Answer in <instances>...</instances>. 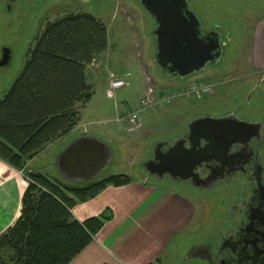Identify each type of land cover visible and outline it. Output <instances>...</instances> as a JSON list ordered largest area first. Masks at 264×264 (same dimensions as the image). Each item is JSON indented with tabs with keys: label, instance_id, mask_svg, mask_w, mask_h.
<instances>
[{
	"label": "rangeland",
	"instance_id": "1",
	"mask_svg": "<svg viewBox=\"0 0 264 264\" xmlns=\"http://www.w3.org/2000/svg\"><path fill=\"white\" fill-rule=\"evenodd\" d=\"M188 2L190 8L202 21V30L219 27L226 41L221 60L210 64L200 72L204 75L222 73L219 78H215V81L224 87L201 105L196 103L191 109L190 101L183 98L169 104L163 102V97H172L176 91H179L165 90L166 86L177 84L174 81L177 78L165 72L155 60L158 42L154 29L157 27V21L141 4V0H16V2L0 0V59L3 48L8 47L11 51L10 62L6 66H0V91L9 80L14 82L17 78L28 60V50L34 45L37 36L48 22L67 13L90 12L101 17L109 28V41L105 52L110 49L111 44L112 47L114 45V50L111 47L110 52L113 50L112 54L116 52L114 56L119 55L115 69L124 71L123 74L127 71L132 74L130 85L117 91V100H104L102 94L98 92L100 87L95 84L93 86L95 96L88 105L87 114L84 113L88 120L84 119L82 125L80 123L81 128L73 130L72 133L77 135L83 129H88L93 133L92 135L96 134L100 139L111 143L116 156L113 167L103 177L120 171L133 178L139 177L142 164L151 157L150 150L161 141H169L174 136H179V133L188 127L189 114L185 115V113L190 109V113L197 115L195 118L204 116L219 118L236 114L240 120L247 122L264 120L262 77L251 67L249 58L253 26L257 17L264 13V0H188ZM101 54L89 64L87 71L91 69L99 71ZM101 73L103 74L98 73L101 76L99 79L103 80L106 74ZM109 73L111 71H108V75ZM147 78L152 80L156 88L157 107L153 109L154 111L140 112L143 123L138 129H131L126 122H121V125H125L123 127L125 137L122 141L113 140L108 132L102 130H106L105 127L117 126L115 119L122 112L133 110L131 108L141 109L140 96L147 89ZM100 100L103 102L100 103ZM124 103H128L124 105L125 110L121 109ZM102 105L112 109L106 116L114 117V121L108 124L100 123L99 126L89 125L91 120L89 118L105 117L98 111ZM165 113L167 116H162ZM126 129H129L128 132ZM72 135L66 136L64 141L68 142ZM64 141H60L53 147L52 153L43 155L38 161L34 162L37 155L28 160L27 163L32 165L31 168L30 166L26 168L27 164L21 172L28 177L32 167L43 166L47 167L49 174L56 175L58 180L69 184L70 182L58 175L53 166L54 155L57 153L55 150L63 145ZM45 146L47 147V143ZM262 155L264 157V147ZM173 187L189 197H198L201 202L197 205V217L192 231L194 236L188 237L192 239L190 242L221 241V236L226 234L227 228L235 220L233 216L237 210L235 207L240 203L245 192L243 182H219L207 189L193 187L191 182H187L186 186ZM9 255L7 252L3 254L5 261L9 262Z\"/></svg>",
	"mask_w": 264,
	"mask_h": 264
},
{
	"label": "trees",
	"instance_id": "2",
	"mask_svg": "<svg viewBox=\"0 0 264 264\" xmlns=\"http://www.w3.org/2000/svg\"><path fill=\"white\" fill-rule=\"evenodd\" d=\"M45 26L0 99V158L21 170L46 143L77 126L79 108L93 97L87 68L108 47L109 28L93 13H67ZM28 174L18 221L0 236V264L69 263L111 216L107 211L80 222L71 209L108 185L133 180L120 173L69 185L39 171Z\"/></svg>",
	"mask_w": 264,
	"mask_h": 264
},
{
	"label": "crops",
	"instance_id": "3",
	"mask_svg": "<svg viewBox=\"0 0 264 264\" xmlns=\"http://www.w3.org/2000/svg\"><path fill=\"white\" fill-rule=\"evenodd\" d=\"M98 18L101 19L99 16ZM251 41V50L249 48L251 67L260 74L264 86V13L257 17L254 23ZM111 47L110 49H112L114 45L112 48ZM110 49L101 54L100 64L98 66L99 71L101 70V72H105L106 74L103 80L99 79L101 77L99 74L103 73L98 70L90 68L91 70L87 71L88 81L91 85L95 86V84H97L98 87H100V91L98 90V92L102 94L104 100L111 99L107 98L106 95L108 71L120 75L124 72L116 70L118 64L117 58L119 55L116 54V56H114L116 53L112 54L114 48L111 52ZM217 74L210 73L204 75L201 73L188 76L187 78L176 77L177 79H174V81H176L177 84L168 85L165 90H170V92L174 90L182 91L189 88V85L194 80L196 81L197 79L204 78L211 79V82L215 86L213 93L198 91L194 92L189 98L186 96L177 98V100L183 98L190 101L189 103L192 109V107H195L196 103L201 105L207 102L210 97L216 95V93L220 92L222 87H224H221V85L218 84L219 82L215 81V78L217 79L222 75V73ZM12 83L13 81L9 80L7 85L1 89L0 99L6 94ZM164 83L166 84V80ZM94 93L95 91L93 89V97L89 102L79 108L81 120H79V124L73 130L79 127L81 128L84 119L88 120V118L84 116V113L87 114L86 111H88V105L95 96ZM102 102L103 101L100 100V103ZM126 104L128 103H124L121 109H124V105ZM100 108L101 109L98 110L99 114L105 117L103 119L94 118L95 120L91 117L89 118L91 119L89 120V125L99 126L100 123L108 124L112 123L110 121H114V117L106 116V114L110 113L112 110L109 109V106L102 105ZM191 109L188 113H185V115L189 114V117H187L188 122L197 116L190 113ZM162 116L166 117L167 113ZM115 121L118 123H114L117 124V126L105 127L106 130L102 131L108 132V135L111 136L113 140L122 141L125 137L123 134L125 133L123 130L125 125H121L120 121L116 119ZM73 130L69 132L68 135H72L74 132ZM126 130L128 132L129 129ZM186 130L187 127L184 131L182 130L179 133V136H174V138L169 141L172 142L174 139H179ZM89 133L90 131H88V129H83L81 133L77 135L73 134L68 142L64 141L65 137L68 136L66 134L53 142L47 143V147L45 146L41 153L35 157L34 162L36 160L38 161L43 155L52 153L53 147L63 140V145L55 150L57 152L54 155L53 161V166L55 167V158L58 153L60 154V151L71 142L72 139ZM90 134L92 135L93 133ZM94 136L97 135L95 134ZM152 150L153 149L150 150L149 155L151 157L149 158H153ZM148 160L149 159L145 162ZM145 162L142 164L139 177H131L133 180L124 185H108L96 197L92 198V200L79 202L71 209V211H73V217L80 222H84L89 218L99 217L107 211L111 212V216L104 222L103 227L99 230L97 235L93 236L88 246L67 264H210L207 258L203 256H188V253L192 251V248L195 246L206 244L208 247H211L212 245L210 243H213L207 241L205 243L190 242L192 239L188 238L194 236L192 231H194L193 228L195 226L194 223L198 210L197 205L200 201L198 197H189L183 191H179L173 186H186L187 182L191 181L173 178L168 173L164 174L162 178L151 174L147 171ZM29 166L31 168L32 165L28 164L26 168ZM49 167L50 166H48V168ZM32 168V170H37L44 175L53 176L58 179L56 175L49 174L47 167H36L35 165V167ZM55 170L58 175L61 176L56 167ZM21 171V169L15 168L9 162L0 158V236L8 232V229L18 221L21 214L22 198H24L23 194L28 187L27 177ZM137 172H139V169ZM120 173H124V171L113 174ZM61 178L64 179L63 176H61ZM64 180L68 181L66 179ZM68 182H70L69 185H84L71 181Z\"/></svg>",
	"mask_w": 264,
	"mask_h": 264
},
{
	"label": "water",
	"instance_id": "4",
	"mask_svg": "<svg viewBox=\"0 0 264 264\" xmlns=\"http://www.w3.org/2000/svg\"><path fill=\"white\" fill-rule=\"evenodd\" d=\"M141 4L157 21L155 60L165 72L186 78L221 60L226 46L223 33L218 29L202 30V21L190 8L188 0H141ZM1 58L0 66L10 62L8 47L3 48ZM188 127L189 146L185 145V138L166 150L162 147L169 144L168 141L157 143L153 158L145 162L147 171L161 178L168 173L173 178L191 181L194 187L207 189L218 179L202 177L199 167L225 161L234 144L248 143L256 134L264 137L263 121L247 122L234 114L195 118ZM115 156L111 143L83 134L72 139L58 153L55 167L64 179L86 184L101 178L112 167ZM207 247L206 244L195 246L188 256H202L199 252Z\"/></svg>",
	"mask_w": 264,
	"mask_h": 264
},
{
	"label": "flooded vegetation",
	"instance_id": "5",
	"mask_svg": "<svg viewBox=\"0 0 264 264\" xmlns=\"http://www.w3.org/2000/svg\"><path fill=\"white\" fill-rule=\"evenodd\" d=\"M262 130L264 132V123ZM189 134L187 127L183 136L162 148L166 150L183 138L186 139L185 145L189 146ZM263 147V135L256 134L248 143L234 144L225 161L211 163L209 167L203 164L198 168L202 177L211 176L218 179L217 183L243 182L245 189L243 198L235 207V220L227 228L226 234L221 236V241L210 243L211 247L199 252L210 264H264Z\"/></svg>",
	"mask_w": 264,
	"mask_h": 264
},
{
	"label": "built area",
	"instance_id": "6",
	"mask_svg": "<svg viewBox=\"0 0 264 264\" xmlns=\"http://www.w3.org/2000/svg\"><path fill=\"white\" fill-rule=\"evenodd\" d=\"M131 72H127L125 76H119L117 74H114L113 72L109 73V79H108V86L106 90V94L108 98H116V93L119 89L128 86L131 78ZM155 87L152 83V80L150 78H147V89L144 92V94L141 96L140 100V106L141 109H134L129 110L126 112H122L119 117L116 118V120L120 122H126L131 129L135 128L138 129L142 125V120L140 118V112L141 111H148L154 108V106L157 103V96L155 93ZM214 90V84L210 81V79H198L194 80L185 92H175L172 97H163V102L170 103L177 99L180 95H185L186 97H191V95L194 92L202 91L205 93H211Z\"/></svg>",
	"mask_w": 264,
	"mask_h": 264
}]
</instances>
